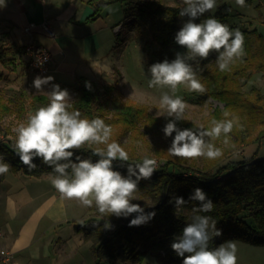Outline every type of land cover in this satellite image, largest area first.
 I'll list each match as a JSON object with an SVG mask.
<instances>
[{
	"label": "trees",
	"instance_id": "16d2710c",
	"mask_svg": "<svg viewBox=\"0 0 264 264\" xmlns=\"http://www.w3.org/2000/svg\"><path fill=\"white\" fill-rule=\"evenodd\" d=\"M111 1L123 4L122 23L124 27L128 25L137 29V37L143 36L142 25L147 26L149 38H146L143 45L150 63L162 62L166 58L171 61L175 58V52L165 54L164 51L172 46L176 32L187 19L179 17V10L184 7L182 2L168 4L163 0H88L93 11L87 19L98 17L102 7ZM245 2L250 3L251 0ZM210 16L221 23H228L232 16L231 6L225 2L219 4L216 9L201 16L197 22H203ZM235 29H239L244 35L245 55L241 60L236 61L229 71L221 72L216 63L217 54L213 53L209 61L192 62L193 68L201 83L205 85L203 97L222 101L226 109L236 108L242 119L240 123L245 128L261 124L262 127L255 136L260 139L264 137V93L256 87L244 90L242 86L253 69L264 70V36L256 27L235 24ZM0 37V81H9V76L3 68L14 71L18 58L23 54V47L8 36V31L1 32ZM6 38L8 40H4ZM124 41L125 34L118 31L114 46ZM152 44H155L154 48H151ZM86 82L91 85L90 90L86 88ZM47 103V93H34L25 85L0 88V158L3 163H8L10 169L36 177L43 173L55 174L52 168L39 159L34 161L37 167L31 170L19 162L13 151L14 140L8 137L10 125L4 121L6 115L14 114L26 123L29 114ZM70 103L72 108L69 110L80 111L82 118L99 117L110 125L113 129L111 139L126 151H131H128L130 162H142L145 156L162 160L150 180L139 182V189L135 193L136 200L131 201L140 204L145 212L154 211L156 215L151 221L141 226L129 227V221L136 213L126 218L114 215L101 217L93 206L97 219L87 225L75 226L77 231L83 230L84 235L91 239L96 264L138 262L147 253L155 255L163 264H182V258L173 252L170 245L174 236L191 222L193 208L198 206V202L191 201L188 197L197 187L203 189L213 202L211 212L199 214L211 217L216 228L222 231V235L209 242L210 249L216 248L224 240L233 238L253 244H264V156L257 158L252 155L238 160L228 159L221 163L237 149L236 145L251 140L240 137L236 127L234 128L238 137L229 136L228 145L223 142L216 144V141H210V138L206 137V140L222 149L223 155L211 160L201 157L199 164V159L185 160L168 154L171 137L165 138L162 132L166 119L155 117L143 107L121 98L117 80L102 85V88H98L95 83L82 81L75 87L74 98ZM215 117L217 121L223 120V116ZM178 127L195 129L187 120L178 122ZM148 133L157 139L153 142L146 141L145 135ZM221 138L224 139L223 136ZM144 140L147 151L137 154L136 143ZM77 154L93 161L98 159L92 156L87 145L78 150ZM114 168L123 175L127 174L126 167H120L119 162H114ZM175 196L184 197L186 202L180 207H175L169 203L170 198ZM106 222L111 227L105 228Z\"/></svg>",
	"mask_w": 264,
	"mask_h": 264
},
{
	"label": "clouds",
	"instance_id": "9594fccd",
	"mask_svg": "<svg viewBox=\"0 0 264 264\" xmlns=\"http://www.w3.org/2000/svg\"><path fill=\"white\" fill-rule=\"evenodd\" d=\"M234 2L238 7H245V0ZM182 3L184 7L179 10V17L187 19L176 32L174 40L186 51L177 52L171 61L166 58L151 64L148 68V87L168 89L162 92L156 106L157 117H164L167 121L162 132L165 138L171 137L168 154L185 160L201 157L217 159L223 155V151L210 141L223 136V143L228 145L229 134L234 127L242 130L239 119H227L229 113L225 112L226 119H213L207 129L203 125H196L195 129H181L178 122L186 119L188 105L175 93L180 85L188 92L205 93V85L197 79L192 62L207 60L216 53L219 71H229L245 55L244 35L239 29L230 30L228 25L212 16L197 22L206 12L217 8V0H182ZM0 6H5V0H0ZM107 10L112 11L110 8ZM53 80L52 76H37L33 80V87L37 92H44L43 86ZM85 86L91 89L89 83L86 82ZM47 96V105L38 107L28 115L26 123L14 129L13 151L19 162L31 170L37 167L34 161L39 159L52 168L56 175L51 179V184L62 200H77L86 207L95 206L101 217L114 215L126 218L136 213L129 221V227L151 221L156 213L145 212L140 204L131 201L136 200L139 182L150 180L157 170V161L145 156L142 162H130L129 152L111 139L112 127L99 117L82 118L80 111H70L71 96L59 84H52ZM85 145L98 159L93 161L77 154ZM114 162L126 167L127 174L116 170ZM8 170V164L0 158V175ZM188 199L198 202V206L193 208L191 222L174 236L170 245L173 252L182 258V264H237V247L234 243L209 248V242L222 235L211 217L199 214L213 210L212 200L199 187L189 194ZM185 202L182 196L169 200L175 207ZM109 227L111 225L106 222L105 228Z\"/></svg>",
	"mask_w": 264,
	"mask_h": 264
},
{
	"label": "rangeland",
	"instance_id": "374dc122",
	"mask_svg": "<svg viewBox=\"0 0 264 264\" xmlns=\"http://www.w3.org/2000/svg\"><path fill=\"white\" fill-rule=\"evenodd\" d=\"M168 4H174L177 2H182V0H163ZM228 1L231 5L232 16L229 19L228 23H225L229 26L230 30H234L233 25L242 24L246 26L255 27L260 31L257 19L259 17H264V14L261 15L260 7L257 3V0H251L250 3L245 2V7H238L235 5L234 0H217V5ZM252 4V6H248ZM123 4L119 1H111L107 3L104 7H102L100 14H102V24H106V28H109L108 31V40H113L114 36V28L110 29V26L117 22L122 10ZM110 8L112 11H108ZM249 18V21L243 20V15ZM237 18H240L236 21ZM131 22L132 19H129ZM183 24V23H182ZM181 24V26H182ZM121 25L116 28V31H121L125 34V41L118 45L115 51H113L107 58L109 64L111 62L115 63L110 71L106 74H103L102 77L97 78L95 84L98 88H102V85L112 83L117 80V87L120 91L121 98L131 102L133 105H137L143 107L147 113L157 117V105L159 103L160 96L163 91H168V89H158V88H149L148 81L150 79V75L148 73V68L151 64L149 56H146V49L144 47V41L146 38H149V31L147 26L142 25L143 36L137 37V29L133 27H128V25ZM6 29L3 27L0 28V36L1 32H5ZM8 36L12 38V36L8 33ZM5 38V37H3ZM132 38V39H131ZM4 40H8L7 38ZM2 42V37H0V43ZM155 44H152L151 48H154ZM186 49L182 48L178 44L173 42L172 46L165 50L164 53L168 54L171 52H185ZM211 59V56L208 57L207 61ZM108 64V65H109ZM3 70L9 76V81H0V88L5 86H18L25 85L19 79V72H13L9 68L4 67ZM254 70V69H253ZM253 70L251 72H253ZM197 79H199L198 74L196 73ZM13 78V79H12ZM12 79V80H11ZM200 80V79H199ZM27 86L32 92H37V90L33 86ZM242 88L245 89V85L243 83ZM44 92L51 90V87H43ZM261 91V90H260ZM262 92V91H261ZM38 93V92H37ZM263 93V92H262ZM71 100L74 98V91L70 93ZM171 94V93H170ZM175 95H178L183 98V100L188 105L185 117L188 122H190L195 128L196 125H203L205 129L211 126V121L213 119L216 120L215 116H223V120L226 119L224 116L225 112L229 113L227 119H231L232 117H237L239 119V124L241 125V117L239 116V112L236 108L226 109L225 105L222 101L214 99L212 97L204 98L202 94L195 92H188L183 85L178 87ZM70 100V101H71ZM160 118V117H159ZM6 124L10 125V135L8 137L15 139L14 129L22 124V120L18 117L14 116V114L6 115L4 119ZM262 127L261 124H254L250 128L244 127L242 125V130L236 127V131L239 132L240 137H244V139L248 140L245 143H239L236 145L233 152H231L227 157H225L221 163L226 162L228 159L238 160L240 158H246L254 155L257 158L264 156V137L257 139L255 136L259 129ZM241 130V133H240ZM242 134V135H241ZM230 137H238L236 136L235 128L229 134ZM131 139V138H130ZM156 138L151 133L145 135V140L148 142H153ZM206 139V138H205ZM129 140V139H128ZM144 141H139L136 143L135 152L137 154H141L142 152L147 151V144ZM223 139L220 138L216 140V144H222ZM128 147V146H127ZM126 147V148H127ZM129 151V149H127ZM131 152V151H129ZM199 159V158H197ZM157 161V167L161 165L162 160L155 158ZM196 160V159H195ZM8 164L7 162H4ZM199 164L200 159H199ZM9 166V165H8ZM49 179H44L43 176H29L20 171H14L10 169L6 174L2 175L0 179V204L6 203V199L8 196H12V198H17V212L19 215L15 219L16 223L20 222L24 219L25 216H30L34 212V209H37V213L40 214V207L44 204H50V200L53 199V203L55 205L54 208L48 210L45 213L44 217L40 220V222L32 226L31 229L36 231L35 237L32 239L31 245L34 246L36 244L45 243V237L47 235H53V241H51L50 245L52 247L56 246V244H61L66 242L67 246H78L80 250L84 248L85 251V260L86 264H95L92 250V241L84 235L83 230H76L78 233H75L73 230V224L77 225H87L90 222H93L97 219V215L95 213L94 207H86L82 205L77 200H62L60 198V194L55 190L53 185L51 184V179L55 176L47 175ZM37 184H36V183ZM11 184V185H10ZM15 188L13 191L6 192V189L9 187ZM37 187L36 197L35 194L31 199L32 187ZM17 188V190H16ZM31 192V193H30ZM63 205V210H62ZM50 207V205L48 206ZM0 221L3 219V215L6 216V212L4 210V206L0 205ZM7 215H11V212L8 211ZM69 215L70 219L67 221L57 223V220L63 217V214ZM54 217H59L55 222L53 220ZM8 218V217H7ZM28 223L31 224L29 220ZM33 231V232H34ZM51 238V236H50ZM234 243L237 247V264H264V244H253L241 239H227L220 242L217 247L226 245L227 243ZM31 246V247H32ZM128 264H163L155 255L151 253H147L143 256L140 261H129Z\"/></svg>",
	"mask_w": 264,
	"mask_h": 264
},
{
	"label": "crops",
	"instance_id": "0c3cea01",
	"mask_svg": "<svg viewBox=\"0 0 264 264\" xmlns=\"http://www.w3.org/2000/svg\"><path fill=\"white\" fill-rule=\"evenodd\" d=\"M257 1L262 15L264 0ZM225 3L231 5L228 1ZM92 11L88 0H5V6H0V28L6 29L16 44L23 45L28 39H32L51 52L46 73L27 67L26 56L22 54L13 71L19 72V80L25 85L33 86V80L37 76H52L54 80L43 87L59 84L62 89H67L70 93L82 81L95 83L97 78L107 74L115 64L113 62L109 64L107 58L117 49V46H114L118 32L116 28L123 22V6L118 21L110 26V29L114 28L112 42L108 40L109 28H106V24H102L103 13L94 19H87ZM242 15L244 21H249L244 13ZM239 19L237 18L236 21ZM42 22L50 25L54 31L53 36L42 29ZM255 24H258L264 36V17H259ZM26 26L31 28L30 34L24 30ZM244 85L245 89L256 87L264 93V70H253L249 78L244 81ZM49 174L55 175L43 173L40 176L49 179L47 176ZM37 189L35 186L32 187L31 199ZM13 190L15 188L10 186L6 192ZM18 204L17 198H12L11 195L6 199V203L4 200V203L0 204L4 206L6 211L4 213L8 217L3 215L0 221V247L13 251L15 264H86L84 248L80 250L78 246H67L66 242L52 247L50 243L53 241V235H47L43 244L31 245L36 233L31 227L37 225L45 213L55 207L53 199L50 200V207L48 204L40 207V214L37 213L38 208H36L30 216H25L22 221L16 223L15 219L19 215ZM8 211L11 215H7ZM62 214L63 217L59 220H57L59 217H54V222L57 220V223L61 224L70 219L69 215ZM29 220L31 224L28 223ZM75 226L78 225L73 224V230L78 233Z\"/></svg>",
	"mask_w": 264,
	"mask_h": 264
},
{
	"label": "built area",
	"instance_id": "2783aa9c",
	"mask_svg": "<svg viewBox=\"0 0 264 264\" xmlns=\"http://www.w3.org/2000/svg\"><path fill=\"white\" fill-rule=\"evenodd\" d=\"M41 27L47 34L51 36L54 35L53 29L47 22H42ZM24 30L29 34L31 33V28L29 26H26ZM22 47L28 67L40 73H46L51 60V52L48 48L34 42L32 39H28ZM0 264H15L13 251L5 247H0Z\"/></svg>",
	"mask_w": 264,
	"mask_h": 264
}]
</instances>
